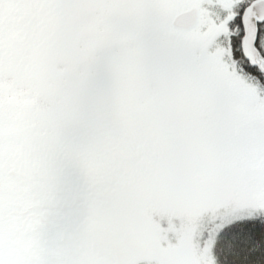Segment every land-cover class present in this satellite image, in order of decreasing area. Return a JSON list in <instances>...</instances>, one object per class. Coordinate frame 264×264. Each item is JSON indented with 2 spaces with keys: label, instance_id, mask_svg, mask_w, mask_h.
<instances>
[{
  "label": "snow or ice",
  "instance_id": "obj_1",
  "mask_svg": "<svg viewBox=\"0 0 264 264\" xmlns=\"http://www.w3.org/2000/svg\"><path fill=\"white\" fill-rule=\"evenodd\" d=\"M0 264H264V0H0Z\"/></svg>",
  "mask_w": 264,
  "mask_h": 264
}]
</instances>
